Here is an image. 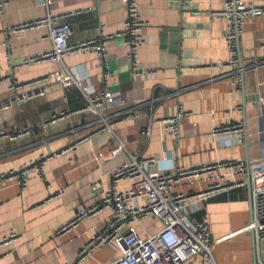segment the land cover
Here are the masks:
<instances>
[{
	"label": "crops",
	"instance_id": "0c3cea01",
	"mask_svg": "<svg viewBox=\"0 0 264 264\" xmlns=\"http://www.w3.org/2000/svg\"><path fill=\"white\" fill-rule=\"evenodd\" d=\"M0 8V100L13 96L11 85L29 87L49 79L44 97L0 112V126L20 138H0V241L14 233L15 242L0 245V264H112L120 256L114 246L85 259L80 252L91 236L102 231L112 211L82 220L59 236L57 229L81 210L102 201L112 186V172L130 159H154L149 173H174L205 163L236 160L250 163L264 158V15L248 20L239 36L240 59L229 63L226 23L214 16L224 0H136L147 23L146 43L138 52L136 75L130 49L121 37L109 40L106 65L96 54L76 53L64 58L77 83L65 88L53 80L57 64L25 63L27 57L51 50L47 25L16 33L14 28L72 13L61 19L72 27L71 44L124 29L127 6L121 0H3ZM261 6L264 0H244ZM240 70V71H239ZM241 79L239 89L232 82ZM85 92H84V91ZM120 91L122 99L90 109L89 98ZM184 111L180 134L167 135L161 121ZM57 118L52 120V117ZM102 119H107L104 122ZM243 126L236 132L214 134L215 128ZM111 126V128H109ZM150 134L148 135V131ZM120 142L123 148L120 147ZM96 153L105 157L95 160ZM47 157L44 176L27 175V188L8 181L25 166ZM99 182L101 188L96 189ZM130 180L117 185L131 188ZM205 183L179 191L193 194ZM199 217L209 219L217 264H255L264 261V239L253 246L248 186L221 193L203 203ZM142 238L162 225L149 219L137 225ZM187 264H204L196 258Z\"/></svg>",
	"mask_w": 264,
	"mask_h": 264
},
{
	"label": "built area",
	"instance_id": "2783aa9c",
	"mask_svg": "<svg viewBox=\"0 0 264 264\" xmlns=\"http://www.w3.org/2000/svg\"><path fill=\"white\" fill-rule=\"evenodd\" d=\"M121 2L127 6L128 16L123 31L118 35L101 34L98 38L71 44L72 27L68 22L61 23L60 20L72 16V13L49 14L44 19L15 27L16 33L43 25L49 28L48 38L52 42L51 50L27 57L24 62L57 64L59 69L54 73L53 80L69 88L77 81L64 64V58L76 53H90L96 54L106 65L107 44L110 39L117 36L121 37L130 49L129 59L132 61L135 74L139 75L138 52L146 43L144 30L147 23L139 13L136 0H121ZM4 7V1L0 0V8ZM263 15L264 4L256 6L247 4L244 0H224V9L214 14L226 23L225 40L230 52L231 67L237 66L239 62V36L246 22ZM49 81V79L37 81L30 86V89H27L29 88L27 85L18 83L11 85L10 90L13 96L0 100V112L9 111L17 104L44 97L51 87ZM2 83L3 79L0 77V85ZM232 85L235 89H239L241 85L239 76L234 79ZM121 99L120 91L100 93L94 98H89V107L99 113L97 108L103 101L113 103ZM183 116L184 111L179 107L174 116L161 121L167 135L173 138L179 136ZM56 118L53 116L52 120ZM102 120L107 122V119ZM230 132H236L239 135V141H242L245 135L241 124L214 129L215 135ZM27 133V128L12 134L0 126V138L14 140ZM120 147L123 148L121 142ZM104 157L103 153L95 154L97 161ZM47 160L48 158L43 156L38 163L25 166L18 174L10 172L6 179L19 181L26 189L27 175L37 172L44 176L43 168ZM155 162L154 159L140 160L138 157L130 156L127 162L113 170L112 186L104 193L102 201L89 209L81 210L57 229V234L61 236L78 227L83 219L96 216L103 209L112 211L111 219L106 227L92 235L90 241L81 250L79 254L81 260L104 247L114 246L121 256L112 264H187L196 258H200L204 264H217L211 241L209 219L206 216L197 215L203 210V203L212 197L248 186V175L251 180L252 216L247 230L255 233L257 243L264 239V158L252 163L243 160L217 161L194 168H177L174 173L147 172V168ZM127 179L132 182L131 188L124 192L118 191V183ZM199 182L206 184L202 191L187 194L178 190L182 185L190 189ZM95 188H101V184L96 182ZM149 219L158 220L162 228L142 238L136 227ZM19 239L20 236L14 233L1 240L0 245ZM257 264H264V261L260 260Z\"/></svg>",
	"mask_w": 264,
	"mask_h": 264
},
{
	"label": "water",
	"instance_id": "95a60500",
	"mask_svg": "<svg viewBox=\"0 0 264 264\" xmlns=\"http://www.w3.org/2000/svg\"><path fill=\"white\" fill-rule=\"evenodd\" d=\"M240 65L241 67L243 68V65H242V61L240 59ZM247 182H248V189H249V199H250V207H251V216H252V200H251V180H250V176L248 175L247 177ZM252 232V235H253V246L255 247L256 245V240H255V233L253 231ZM255 264H257V259L255 260Z\"/></svg>",
	"mask_w": 264,
	"mask_h": 264
}]
</instances>
